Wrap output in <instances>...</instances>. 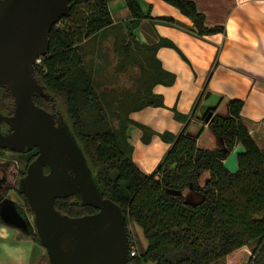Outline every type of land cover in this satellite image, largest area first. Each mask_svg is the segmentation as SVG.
<instances>
[{
  "label": "trees",
  "instance_id": "trees-1",
  "mask_svg": "<svg viewBox=\"0 0 264 264\" xmlns=\"http://www.w3.org/2000/svg\"><path fill=\"white\" fill-rule=\"evenodd\" d=\"M112 1L71 0L70 14L55 24L49 34V53L35 65L34 75L52 100L35 96V103L44 109H51L53 104L62 113L101 194L119 205L126 215L129 242L133 238L130 222L141 228L147 246L130 257L132 264H220L244 246L252 247L249 264H264V150L258 147L243 121L244 100L231 99L229 116L215 115L209 122L214 134L225 141L226 149L201 148L197 137L187 134L195 107L192 114L182 117L188 121L179 134L161 133L162 140L171 146L152 173H145L135 163L128 134L129 125L134 124L132 112L147 106H164L162 96L156 95L153 88L175 81V76L163 69L157 53L163 46L177 47L166 39L152 45L139 42L135 30L142 20L177 27L202 38L224 34L225 27H207L205 15L192 0H163L190 19L191 27L173 17H152L150 12H144L142 0H124L130 17L115 25L109 5ZM118 28L119 40L114 49L119 56L137 54L135 60L124 62L119 71L128 72L127 66L133 61L141 74L133 85L135 89L128 87L119 99L115 90H99L86 58V42L90 38ZM207 88L208 82L196 106ZM9 97L10 93L0 92V103H7ZM118 122L116 128L114 123ZM136 124L143 131V142L150 143L156 132ZM239 144L246 153L238 157L239 172L231 174L223 162ZM203 171H208L210 177L205 186H200L198 178ZM185 188L201 193L203 201L197 205L188 203L182 194ZM56 208L72 217L97 212L94 206L83 204L80 196L58 198ZM34 240L43 246L37 233Z\"/></svg>",
  "mask_w": 264,
  "mask_h": 264
},
{
  "label": "water",
  "instance_id": "water-1",
  "mask_svg": "<svg viewBox=\"0 0 264 264\" xmlns=\"http://www.w3.org/2000/svg\"><path fill=\"white\" fill-rule=\"evenodd\" d=\"M71 7V0H0V87L14 98V114L4 118L12 132L4 136L0 131V147L39 149L20 190L34 212L50 264H132L126 215L101 194L68 123L61 115L57 123L55 114L34 100H52L34 75L35 65L49 53V34ZM245 153L243 145H236L224 168L237 174L238 157ZM70 196H80L98 212L77 217L62 213L56 200Z\"/></svg>",
  "mask_w": 264,
  "mask_h": 264
},
{
  "label": "crops",
  "instance_id": "crops-1",
  "mask_svg": "<svg viewBox=\"0 0 264 264\" xmlns=\"http://www.w3.org/2000/svg\"><path fill=\"white\" fill-rule=\"evenodd\" d=\"M192 1L205 15L207 27L224 26L225 33L202 38L147 19L142 20L135 30L136 39L143 44L152 45L166 39L177 47L163 46L157 53L163 69L175 76L172 85L157 84L153 88L156 95L162 96L164 106H147L130 114L134 121L128 129L129 140L134 146L133 159L135 163H140V166L137 165L142 170H146V166L151 167L146 170L148 172L157 166L171 146L162 140L161 133L179 134L188 121L182 117L192 114L195 107L187 134L197 137L201 148L226 149L225 141L214 134L209 122L215 115L229 116L231 99L244 100L243 121L258 147L264 150V0ZM141 2L145 13L151 6L152 17H173L186 26H193L177 8L162 0ZM109 5L115 25L129 19L130 12L124 0H114ZM94 38L102 45L101 51L106 55L115 50L119 28L105 35H95L86 42L87 45ZM108 67L115 66L110 64ZM207 82L208 88L196 106ZM136 123L156 132L150 143L143 142V131ZM132 135L135 143L132 142ZM141 143L144 149L140 147L137 150ZM209 177L210 173L203 171L198 178L199 184L207 183ZM186 189L182 191L183 195Z\"/></svg>",
  "mask_w": 264,
  "mask_h": 264
},
{
  "label": "rangeland",
  "instance_id": "rangeland-1",
  "mask_svg": "<svg viewBox=\"0 0 264 264\" xmlns=\"http://www.w3.org/2000/svg\"><path fill=\"white\" fill-rule=\"evenodd\" d=\"M150 10L151 6L149 8V12ZM101 47L102 45L97 42L96 38L92 39L86 46V58L88 66L93 72L97 87L99 88L100 86L99 90L103 92H112L115 90V94L118 97L117 99H119V95L125 94L128 90V87H132L139 82V80L137 79L139 76H141V74H139L138 66L134 65L133 61L127 66L128 72L121 73L119 71V67H122L124 62L128 63L131 62L132 59L135 60L137 58V54L130 53L125 54L124 56H119L116 49H112V52L114 53L112 56V52L104 55V52L101 51ZM101 59L103 61H101ZM110 64L114 65L115 67H108ZM133 88L135 89L134 86ZM102 96L103 98H105L104 94ZM111 106L112 104L110 103L108 109L110 115L112 116L113 113ZM114 126L118 128L119 122L117 124L114 123ZM132 142H136L133 135ZM143 145L144 144L142 143L139 144L137 150H140V147L144 149ZM167 152L152 171H146L151 167H144L146 169H143L144 171H146L145 173L154 172L158 168L162 160L165 158ZM144 156L141 157V160L144 159ZM136 164L139 165L140 163L136 161ZM205 185L206 183H203V185L200 186ZM184 197L188 203L193 205L200 204L203 201V195L193 188L186 189L184 192ZM129 229L132 233V236L137 241L136 247L139 254L143 251V248L147 246L146 238L144 237L141 228L136 223L130 222ZM8 236L9 237L6 238H2L0 236V264H50L48 257L45 256V254H47L46 250L43 246H41L40 243L26 238H16L17 236L14 232H12ZM252 257V247L244 246L229 254L220 264H249Z\"/></svg>",
  "mask_w": 264,
  "mask_h": 264
},
{
  "label": "flooded vegetation",
  "instance_id": "flooded-vegetation-1",
  "mask_svg": "<svg viewBox=\"0 0 264 264\" xmlns=\"http://www.w3.org/2000/svg\"><path fill=\"white\" fill-rule=\"evenodd\" d=\"M0 92L10 93L11 96L7 103H0V131L6 136L12 131L10 123L4 118L14 114V98L6 88L0 87ZM46 110L55 114L58 123L61 114L55 106L52 104L51 109ZM39 154L37 147L32 149L25 147L23 150L0 147V236L2 238L9 237L8 235L14 232L16 238L35 241L37 230L34 212L27 198L25 200L21 194L20 183L27 175L30 164ZM49 171V167L45 166L44 172L48 174Z\"/></svg>",
  "mask_w": 264,
  "mask_h": 264
},
{
  "label": "built area",
  "instance_id": "built-area-1",
  "mask_svg": "<svg viewBox=\"0 0 264 264\" xmlns=\"http://www.w3.org/2000/svg\"><path fill=\"white\" fill-rule=\"evenodd\" d=\"M40 62H41V59L38 60L37 63H40ZM135 241H136V240H135V238L133 237V238L130 239V242H129V247H130V249H129V254H130V257H135V256L138 255V250H137V247H136Z\"/></svg>",
  "mask_w": 264,
  "mask_h": 264
}]
</instances>
